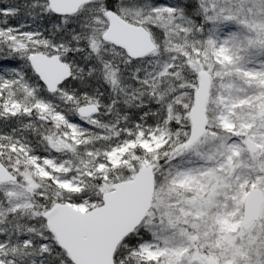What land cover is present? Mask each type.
Returning <instances> with one entry per match:
<instances>
[{
    "label": "snow or ice",
    "instance_id": "1",
    "mask_svg": "<svg viewBox=\"0 0 264 264\" xmlns=\"http://www.w3.org/2000/svg\"><path fill=\"white\" fill-rule=\"evenodd\" d=\"M0 264H264V0H0Z\"/></svg>",
    "mask_w": 264,
    "mask_h": 264
}]
</instances>
